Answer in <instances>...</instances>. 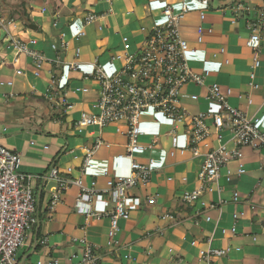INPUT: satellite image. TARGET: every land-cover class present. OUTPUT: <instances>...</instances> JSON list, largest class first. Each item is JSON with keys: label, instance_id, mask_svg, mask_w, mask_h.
<instances>
[{"label": "crops", "instance_id": "0c3cea01", "mask_svg": "<svg viewBox=\"0 0 264 264\" xmlns=\"http://www.w3.org/2000/svg\"><path fill=\"white\" fill-rule=\"evenodd\" d=\"M181 2L188 6L179 29L189 41L190 64L196 70L208 69L210 81L231 88L230 104L239 106L248 115H258L264 130V41L259 43L261 63L255 69L259 86L251 88L249 71L253 54L247 44V21L237 17L232 9L239 3L257 11L264 8V0H118L112 3L105 0H20V3L0 0V14L14 21L6 25L8 36L27 42L36 40L33 47L47 58L54 57L51 43L60 40L62 33V39L67 42V49L62 53L66 59L72 60L74 47H79L81 70L66 73L71 76L68 85L70 88L88 87L85 93L69 90L67 96L72 109L58 117L52 104L44 100L50 85V64L45 63L40 75L34 76L31 59L23 53L15 54L8 48L7 36L0 34V81L3 82L0 84V143L20 154L23 171L44 174L53 166L61 170L71 166L74 170L70 176H79L77 168L84 149L100 136L108 145L103 144L94 152V166L84 173L83 182L89 185L94 181L95 188L102 191L108 179L129 174L128 159L119 157L125 152L127 138L117 131V125L103 129L90 126L82 132L73 128L72 120L80 111L90 110L96 96L95 84L81 80L80 75L92 70L94 58L104 65L115 50L119 52L122 34L141 31L139 37L143 36L153 26L165 22L162 9L166 3H173L177 9ZM200 12L204 13L202 19ZM88 13H94L96 19L84 25L83 18ZM25 14L36 27L25 25ZM197 26L212 29L204 31L201 42L196 41ZM76 27L82 28L86 35L75 38ZM17 68H21V74L15 72ZM188 92L201 94L204 89L189 86ZM249 98L251 103L247 102ZM52 114L56 117H51ZM142 128L145 132L142 142L157 138V143L149 151L137 153L136 158L154 170L147 185L129 190L130 216L119 221L114 243L107 245V217L96 219L76 212L74 203L79 189L73 185L51 214L44 208L46 194L40 197L38 215L45 217V223L43 234L38 233V236L46 237L47 243L36 249V256L43 253L60 258L64 263L71 253L82 250L72 239L85 234L99 246L98 264H264V149L246 148L241 158L244 168L241 175L233 173L227 180L223 169L212 190L188 204L182 194L197 187L196 173L202 156L173 149L166 136L170 124L160 115H144ZM67 134L74 137L63 140V135ZM205 150L201 145V151ZM229 168L236 172L237 163H230ZM234 192L238 193L237 200L233 199ZM151 197L155 200L152 204L148 202ZM220 200L223 203L218 204ZM210 203L216 206L209 208ZM92 205L98 212L113 207L106 194L97 195ZM233 214L238 215L236 220ZM233 223L234 232L230 230ZM209 237L211 241L207 244ZM195 240L197 243L192 245ZM207 247L227 250L223 256L205 260L198 253Z\"/></svg>", "mask_w": 264, "mask_h": 264}, {"label": "built area", "instance_id": "2783aa9c", "mask_svg": "<svg viewBox=\"0 0 264 264\" xmlns=\"http://www.w3.org/2000/svg\"><path fill=\"white\" fill-rule=\"evenodd\" d=\"M109 3L118 0H105ZM176 9L173 3H166L162 9L165 22L153 26L143 36L132 42L131 36L121 35V50L114 52L106 64L94 58L93 68L89 72L81 73V80L93 82L96 86V96L91 109L80 111L74 118L73 128L77 132L93 126L103 129L110 125H117V131L127 138L125 152L119 157L129 161L130 172L107 180V187L102 191L95 188V182L85 184L82 176L94 166L93 155L99 146L106 144L98 136L93 144L84 149L81 163L77 170L79 176H70L74 170L67 166L61 170L53 166L47 173L34 174L21 170V157L4 144L0 143V264H98L100 260L99 246L92 243L84 234L73 238L82 247L80 252H73L66 262L47 254H37L34 260L22 263L20 261L22 249L37 248L46 245V237L28 241L34 227L38 228V203L40 197L45 196L44 208L49 214L62 200L63 195L71 186H77L79 191L74 203V209L86 217L109 219L108 244L114 243V237L119 231V221L128 219L130 209L127 205L128 192L136 186H145L151 179L154 168L148 163L139 161L136 153L147 151L155 147L157 138L147 143L142 142L145 134L142 124L144 115L151 113L162 116L170 124L166 136L173 149L180 152L190 151L193 156H202V161L196 173L197 187L185 191L182 199L193 204L203 195L210 192L212 186L218 183L225 170L226 179L230 180L233 173L241 175L244 172L241 158L246 148L264 149V130L258 115H248L239 106L229 102L231 88L224 87L216 81H210L211 72L208 69L196 70L189 61L190 50L188 41L181 35L179 24L188 12V6L181 2ZM235 15L247 21L249 37L247 44L252 49V63L249 71V86L257 88L255 69L260 66L261 47L264 41V8L253 10L249 6L236 4L232 7ZM45 8H42L44 11ZM200 18L204 13L200 12ZM96 19L94 13L84 16V25ZM14 23L0 14V34L9 39L8 48L15 54L23 53L28 56L33 65V75L39 76L43 65L50 64V85L46 89L44 98L49 100L56 111L62 108L63 113H69L72 103L68 99V92H87L88 87L70 88L68 81L71 76L67 72H79L81 63L78 61L80 48L74 47L72 60L66 59L62 53L67 49V42L62 39L51 43L53 58H47L33 47L36 40L25 41L8 36L6 25ZM55 25V24H54ZM197 26L196 41L201 42L204 31L211 28ZM75 38L86 35L82 28H75ZM221 52L223 49L220 50ZM16 60V59H14ZM21 74V68L15 70ZM11 84V81H7ZM2 85L3 82L0 81ZM194 86L204 89L201 94L188 92V87ZM12 96V94H10ZM248 103L252 100L249 98ZM204 104V108H201ZM196 109L193 111L194 108ZM123 126L124 128H122ZM201 145L206 150L201 151ZM237 163L236 172H232L229 164ZM264 176V163L262 164ZM44 190V191H43ZM42 192H44L42 194ZM42 194V195H41ZM99 194H106L113 207L109 211H96L93 201ZM43 198V197H42ZM233 199H238L234 192ZM150 204L154 198H148ZM223 203L220 200L218 204ZM214 203L209 208H214ZM237 214H233L236 220ZM206 219H209L207 216ZM236 230L233 223L230 228ZM211 238L207 239L209 244ZM197 241H192L195 245ZM225 248L207 247L199 250V257L212 260L225 255Z\"/></svg>", "mask_w": 264, "mask_h": 264}, {"label": "rangeland", "instance_id": "374dc122", "mask_svg": "<svg viewBox=\"0 0 264 264\" xmlns=\"http://www.w3.org/2000/svg\"><path fill=\"white\" fill-rule=\"evenodd\" d=\"M15 1H17L18 3H20V0H15ZM20 17H21V15H19V19H20ZM142 29H144V28H141V30ZM143 32H130L129 33V36H131V40H132V42H134V41H136V39L137 38H140L139 36L142 34ZM128 34V33H127ZM186 39V38H185ZM187 40V39H186ZM188 41V40H187ZM188 43H189V41H188ZM116 51V50H115ZM114 51V52H115ZM206 67H209L207 64L205 65ZM204 66V67H205ZM210 68V67H209ZM191 90H192V88H191ZM192 91H194V89L192 90ZM254 96V95H253ZM39 99V98H38ZM45 100V103H47V102H49V103H51L49 100H47V99H44ZM194 108V107H193ZM196 109L194 108L193 109V111H195ZM162 117V116H161ZM163 118V117H162ZM70 137H74L73 135H71V134H67V135H63V137H62V139L63 140H65L66 138H70ZM147 151H149V150H147ZM143 152H145V151H143ZM136 155V157H137V153L135 154ZM21 167H22V162H21ZM20 167V168H21ZM21 170H22V168H21ZM31 173V172H30ZM38 219H39V223H40V225L38 226V228H36V227H34V230H33V232H31V238H30V240L28 241V243L30 242V241H36V239H40V235H42L43 234V231H44V223H45V217L44 216H39L38 215ZM37 232V233H36ZM36 233V234H35ZM38 233H39V236H38ZM35 257H36V251L33 249V248H31V247H24L23 249H22V255H21V258H20V261L22 262V263H25V262H28L29 260H34L35 259Z\"/></svg>", "mask_w": 264, "mask_h": 264}, {"label": "trees", "instance_id": "16d2710c", "mask_svg": "<svg viewBox=\"0 0 264 264\" xmlns=\"http://www.w3.org/2000/svg\"><path fill=\"white\" fill-rule=\"evenodd\" d=\"M21 6V4H19V7ZM23 16H25L26 17V19L27 20H25V25L26 26H28V27H36V25L33 23V22H31L30 21V19H29V17L27 16V14H25V15H23ZM55 112H57V116L59 117V115H62V116H64V113H63V111H62V108H59V110H56ZM55 114H52V116L51 117H56L55 116ZM51 167V166H50Z\"/></svg>", "mask_w": 264, "mask_h": 264}]
</instances>
